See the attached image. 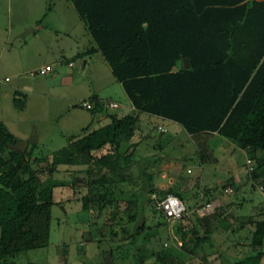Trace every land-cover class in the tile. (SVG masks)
<instances>
[{
	"label": "trees",
	"instance_id": "1",
	"mask_svg": "<svg viewBox=\"0 0 264 264\" xmlns=\"http://www.w3.org/2000/svg\"><path fill=\"white\" fill-rule=\"evenodd\" d=\"M70 1L135 112L109 114L106 123L68 137L48 154L49 170L57 164L84 165L82 209L97 213L115 201L110 195L115 185L129 179L131 165L141 178L139 187L149 193L157 190L141 164L145 157L130 149L135 143L118 151L121 140H130L139 112L171 120L194 139L220 135L255 162L250 178L260 180L264 188V0ZM100 108L104 107L94 101L91 110ZM18 142L0 121V264L18 252L47 244L49 211L55 203L50 177L40 178L37 158H30ZM105 145L106 150L98 152ZM194 153L199 156L197 149ZM229 182L237 189L238 184L227 177L220 184L204 186L202 197L200 189L195 190L192 206L184 204L180 217L189 212L194 217L176 226L178 248L187 254L186 260L199 257L200 264H209L204 244H213V232L224 225L227 215L216 208L198 215L195 208L214 199ZM165 193L181 196L168 187L157 198ZM134 203L127 221L139 232L142 219L131 225L141 216L139 197ZM153 208L167 221L160 209ZM262 209V218L253 221L247 249L231 264H258L264 254V203ZM109 229L114 232L112 226ZM166 251L150 248L149 264H172L165 260L170 253ZM134 256L141 264L143 257Z\"/></svg>",
	"mask_w": 264,
	"mask_h": 264
},
{
	"label": "rangeland",
	"instance_id": "2",
	"mask_svg": "<svg viewBox=\"0 0 264 264\" xmlns=\"http://www.w3.org/2000/svg\"><path fill=\"white\" fill-rule=\"evenodd\" d=\"M17 14H20V10L17 9L15 0H0L1 28H6L7 20L8 25H13V17L15 19ZM121 94H123L122 91ZM113 99L119 104L126 102V99L122 97L114 96ZM113 109L116 112L120 111L119 107ZM8 112L17 113L20 109L8 106ZM46 118L47 116H43L42 120ZM160 121L168 130L167 132L160 131L157 129L159 126L157 123L149 122L148 133L142 137H147L149 147H143V145L141 148L134 147L133 143L140 141V138L136 136L138 140L133 141L130 137L133 144L130 147L131 151L137 156L145 157L141 160V164H144L146 170L150 172L151 182L157 190L149 193L145 188L139 187L141 178L136 176L134 165H131L127 170L129 179L115 185V192L110 195L115 197V201L104 206L97 213L82 209L79 201V196L86 190L87 175L83 171L84 165H57L54 170H49L48 154L57 149L60 145L58 142H51L46 147H41V145L28 149L30 158H37V162L34 163L40 169V178L44 179L49 176L53 182L52 195L55 203L50 206L49 211L47 244L16 253L9 258L7 264H138L135 254L143 257L141 264H149L153 259L146 257L150 248L155 251L168 250L170 253L164 255L165 260H169L172 264H200L199 257H191L188 263L187 254L178 248L180 242L176 226L178 223L184 224L187 220L191 221L194 219L193 215L189 212L180 218L165 221L153 208L155 198L168 188L167 179L170 176L175 179L174 183L177 187L186 188V183H192L193 190L200 189L202 197L204 184H213L216 179L225 181V178L230 175L233 164H237L238 169H242V181L246 177L250 178L252 169H249L248 164L245 163L247 158L245 152L233 145H227L220 135L201 134L194 139L181 130L178 124H172L164 119ZM19 124L20 122L16 126ZM51 124H54V121L48 117L46 128H52ZM172 127L176 128L173 132ZM136 134L139 135V133ZM194 141H198L199 144L196 146ZM17 145L20 147V142ZM195 149L199 151V156L194 153ZM249 161V165L253 168L255 162L252 159ZM34 163L32 165L35 166ZM241 163L243 167L240 166ZM175 184L172 187L175 188ZM259 184L260 180L245 179L242 184H238L239 191L234 195L235 188L229 182L224 186H229L232 190L223 192L221 188L222 191H219L218 195L224 198H237V201L233 202L238 204L235 213L249 212L251 208L252 213H257L259 210L254 207L261 196L257 187ZM137 197L140 199L142 208L141 216L137 220L134 219L131 225L134 226L142 219L143 227L139 232H136L134 227L130 228V222L127 221L129 218L127 214L134 212L136 208L134 201ZM228 204L222 205L224 207L220 206L223 209H218L223 216L228 215ZM188 205L192 206V202ZM111 213H114L112 217H110ZM121 225L124 230L120 229ZM110 226L114 230L113 233L109 229ZM232 229L237 233L235 238L248 241L253 224L252 221H233ZM130 231L134 233L130 235ZM229 233L228 235L221 232L215 233L214 238L221 244L209 246L205 243V256L209 253L217 256L220 254L218 250L230 253L234 246H230V249L228 245L224 246L222 241L225 237L234 235L232 233L229 235ZM129 238H132V242H129ZM180 259L183 261L179 262Z\"/></svg>",
	"mask_w": 264,
	"mask_h": 264
},
{
	"label": "crops",
	"instance_id": "3",
	"mask_svg": "<svg viewBox=\"0 0 264 264\" xmlns=\"http://www.w3.org/2000/svg\"><path fill=\"white\" fill-rule=\"evenodd\" d=\"M15 2L20 14H17L15 19L13 17V25H8V20L6 28H1L0 25V121L18 138L20 147L33 149L58 142L60 144L58 148L66 143L68 137L82 134L106 123L109 114L119 117L135 113L120 83L112 75L100 51L95 48L70 0H15ZM44 64L50 65V69L44 74L28 73L29 70ZM114 96L126 99L125 103H118L120 108L118 112L113 108L91 110L92 107L86 109L79 105L84 99L91 100L92 106L94 101L100 104L106 100L115 101ZM8 106L20 109V112H8ZM43 116L47 118L42 120ZM48 117L54 121V124H51L52 128L49 129L46 128ZM160 119L164 118L144 112L137 113L136 127L130 137L133 141L140 138V141L135 142L134 147L141 148L142 145L149 147L147 137L142 138L146 135L149 122L157 123L167 132L168 128ZM164 120L174 123L168 119ZM19 122L20 126H16ZM175 129L172 127L171 131ZM106 148L105 145L98 152ZM240 166L243 167V164ZM231 167L229 178L233 184H242L245 179L252 181L249 177L242 181L243 172L242 169H238L237 164ZM167 181L168 187L175 184V179L171 176ZM221 182V179H216L215 183L204 186H214ZM185 185L186 188H183L175 184V188L180 192L182 202L188 205L194 202V196L190 194L195 191L192 183ZM234 190L233 194L236 195L239 189ZM212 200L216 202V209H223L222 205L229 203L228 218L224 219V225L216 229L213 235L217 232L228 235L231 230L234 235L221 240L224 246L234 248L230 253L218 250L219 255L209 253L205 257L209 264H231L247 249L249 241V238L248 241L235 238L237 233L233 231L232 223L252 221L253 224V221L261 219L263 196L261 194L254 207L259 210L257 213H252V208L249 212L235 213L238 204L233 202L237 201V198L217 195ZM229 224L230 229L227 228ZM213 235V244L220 243ZM258 264H264V254L260 255Z\"/></svg>",
	"mask_w": 264,
	"mask_h": 264
},
{
	"label": "built area",
	"instance_id": "4",
	"mask_svg": "<svg viewBox=\"0 0 264 264\" xmlns=\"http://www.w3.org/2000/svg\"><path fill=\"white\" fill-rule=\"evenodd\" d=\"M50 69V65L44 64L42 66H39L36 69L29 70L28 73L30 75H33L35 73L38 74H44ZM79 105L89 109L92 107V102L89 99H84L79 102ZM104 108H115L118 107L119 104L112 100H106L102 102L101 104ZM157 129L162 131L163 128L160 126H157ZM245 163L248 164V168L251 169L252 166L249 165L250 161L246 158ZM258 190L261 192L263 196V203H264V188L261 185H258ZM232 189L229 186H225L223 188V192H230ZM216 205V202L214 200H211L209 202H206L198 207L195 208V212L198 215H204L212 212ZM155 207L160 209L162 214L164 215L166 220H174L176 218H179L182 212L185 209L184 203L180 198H178L176 195L171 193H165L163 196L157 198L155 202Z\"/></svg>",
	"mask_w": 264,
	"mask_h": 264
},
{
	"label": "water",
	"instance_id": "5",
	"mask_svg": "<svg viewBox=\"0 0 264 264\" xmlns=\"http://www.w3.org/2000/svg\"><path fill=\"white\" fill-rule=\"evenodd\" d=\"M183 66L184 67L187 66V62H186L185 59H183ZM14 103L16 104L17 102H14ZM127 146H128V141L127 140H121L119 142V145H118V151L119 152H123L126 149Z\"/></svg>",
	"mask_w": 264,
	"mask_h": 264
}]
</instances>
